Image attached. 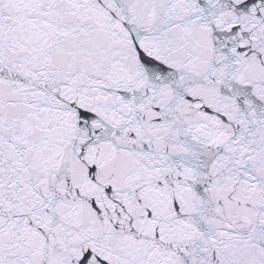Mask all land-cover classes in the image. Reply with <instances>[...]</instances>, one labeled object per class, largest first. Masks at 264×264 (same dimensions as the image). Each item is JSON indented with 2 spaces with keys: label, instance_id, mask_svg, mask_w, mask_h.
Wrapping results in <instances>:
<instances>
[{
  "label": "snow or ice",
  "instance_id": "obj_1",
  "mask_svg": "<svg viewBox=\"0 0 264 264\" xmlns=\"http://www.w3.org/2000/svg\"><path fill=\"white\" fill-rule=\"evenodd\" d=\"M0 264H264V0H0Z\"/></svg>",
  "mask_w": 264,
  "mask_h": 264
}]
</instances>
